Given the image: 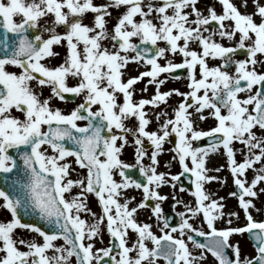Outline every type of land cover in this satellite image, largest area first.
I'll return each mask as SVG.
<instances>
[{
  "label": "snow or ice",
  "instance_id": "1",
  "mask_svg": "<svg viewBox=\"0 0 264 264\" xmlns=\"http://www.w3.org/2000/svg\"><path fill=\"white\" fill-rule=\"evenodd\" d=\"M220 2L221 13L209 7L204 15L196 7L197 0H112L111 5H97L93 0H0V172L6 174L5 183L17 167L10 149L16 150L24 166L23 176L16 181L19 190L15 184L13 191L0 187L3 207L11 214V219L0 222V264H106L105 258L111 264H158L159 257L166 264H201L205 253L215 257L218 264H264V220L254 219L249 211L255 207L251 198L257 196V185L264 182V137L258 138L253 131L254 126L264 130V71L256 69L258 63H264L258 59L264 57V4L252 0L254 11L242 13L232 0ZM247 4L248 0H242V6ZM112 6H123L125 10L109 32L105 17L110 15ZM89 10L95 14L91 27L82 22ZM49 15L53 19L41 25L40 21ZM256 15L259 22L254 18ZM210 22L218 27L209 31L206 26ZM57 26L64 31L57 32ZM216 35L236 42L225 46L214 38ZM105 39L112 42L111 49L104 46ZM64 41L65 60L56 66L43 63L44 58L56 55L53 45ZM158 42H164V46ZM192 43L200 50L192 48ZM237 50H244L245 58L233 59ZM130 51L134 55H129ZM169 52L182 54V62L168 60L161 65L158 58L167 57ZM208 57L219 58L221 63L209 66ZM129 61L143 62L150 69L124 81L121 70ZM8 65L17 66L20 71H9ZM185 68L190 91H159L165 82L158 79L161 73ZM69 76L78 83L69 86ZM145 76L152 78L149 82L156 83L157 91L150 99L134 101L132 86ZM32 81L39 86H50L53 96L62 101L66 100L65 94H74L82 95L83 102L65 114L50 105L51 96L41 100ZM173 92L184 98L174 110V116L164 120L158 130L147 131L145 105L165 101ZM241 92L249 94L241 97ZM118 94L123 95L122 103H118ZM189 99L191 103L187 102ZM93 106L97 107L93 109ZM13 108L23 113V118L14 116ZM189 109L200 119L205 118L202 115L205 110H210L216 125L197 130ZM129 117L138 120L134 130L124 123ZM80 120L87 123L79 125ZM114 129L131 131L136 136V145H142V138L147 137L153 146L151 164L142 162L147 154L143 147L136 150V165L122 161L120 152L124 144L118 145L117 141L126 143L127 137ZM172 134L176 137L173 159L178 158L182 168L175 175L159 172L156 167L162 145ZM202 137H212L215 142L206 147L193 146ZM67 141L71 144L66 146ZM234 141L247 146L248 155L240 162L235 158ZM45 144L50 146L51 155L42 150ZM221 146L237 187L229 195L238 196L246 217L243 226H232L229 220L228 226L218 228L215 221L224 216V205L204 187L218 179L208 175L205 162L207 155ZM69 156L86 169L84 178H70V163L65 160ZM255 162L262 166L249 183L245 173ZM137 166L143 180L126 172ZM115 171L119 172V181L114 179ZM185 174H190L195 198L194 205L185 211L192 216L202 214L208 231L194 227L185 211L178 213L179 223L170 224L161 203H148L165 200L167 197L159 192L160 186L171 184L175 188L173 182H179ZM73 186L80 191L69 199L65 193ZM130 187L142 190L143 196L132 207L129 205L135 198H123V190ZM259 191L264 192V188ZM86 193H94L98 198L102 209L99 216L87 207ZM144 207H151L157 220L163 222L160 235L152 230L151 224L140 223L135 218L138 209ZM21 209L36 211L52 225L51 230L23 223ZM82 212L96 219L89 223ZM234 215L237 214L229 213ZM17 227L39 234L42 242L15 239ZM104 227L111 238L108 246L95 247L94 239L101 236ZM129 230L136 234L131 243ZM244 232L255 241L256 254L241 260L239 246L230 243V236ZM186 233H196L205 238L204 242ZM58 239L63 243L56 244ZM187 241H192L201 251L194 254ZM19 245H25L26 250ZM48 250H52L51 255Z\"/></svg>",
  "mask_w": 264,
  "mask_h": 264
},
{
  "label": "rangeland",
  "instance_id": "2",
  "mask_svg": "<svg viewBox=\"0 0 264 264\" xmlns=\"http://www.w3.org/2000/svg\"><path fill=\"white\" fill-rule=\"evenodd\" d=\"M233 3L237 5L239 10L242 13H252L254 11L255 7H252L251 10L247 11V7L242 6V0H232ZM249 2V0H248ZM94 4L100 5V4H112V0H93ZM259 3L264 4V0H260ZM196 7L201 10V12L204 15L208 14V8L213 7L215 8L216 12L219 14L222 12V4L220 0H197ZM124 7L121 6L119 8L112 6L110 7V15L106 16L105 19L107 20L106 27L111 32L113 25L116 23L118 17L123 13ZM94 13L92 11H88L84 14L83 17V23L88 24L90 27L94 23ZM194 18V17H192ZM257 22H259L260 17L259 15H256L254 17ZM19 19V17H17ZM53 17L51 15L43 18L40 23L41 25H44L46 21H51ZM139 19V17H137ZM211 23V22H210ZM226 24H231V21H226ZM209 31L212 29H215L217 27L207 25ZM57 32H63L64 28L61 26H57L56 28ZM45 36H47V33H43ZM205 35L208 33L205 32ZM238 35L236 37V40H238ZM217 41L223 43L225 46H231L233 45L236 40L229 41L226 37L221 38L219 35H216L214 37ZM135 39V38H134ZM160 46H164V42H158ZM103 44L105 47L112 48V42L110 39H105L103 41ZM80 47L82 48L83 45L81 44ZM191 47L199 51V46L196 43H192ZM53 52L56 53V55L46 57L42 61L45 64H55L58 65L62 63L67 55V43L66 41L53 45ZM123 54V53H122ZM129 55H134L133 52H129ZM245 57H240L234 55L233 59H243ZM258 59L264 60V57H258ZM159 63L161 65H164L168 62V60H171L173 62H182L183 56L180 53L172 54L168 53L167 57L164 58H158ZM208 64L209 66H215L219 65L221 63L219 58H212L208 57ZM150 69V65H146L143 62H137V61H129L127 65L121 70L123 75L122 78L124 81H127L130 77H134L139 75L141 72L147 71ZM257 71H264V63H258L256 65ZM187 70V69H186ZM197 78H199V67L197 66L196 69ZM166 78V79H165ZM158 79H164L165 82L159 86V91H171L173 89H178L180 92H188L190 91V88L188 87L190 81L188 78V72L178 78H172L170 76V73H161ZM151 77H143L140 80H138L132 87L135 89V96L138 99L145 98L150 99L152 96H154L155 92L157 91V85L155 82L150 83ZM255 87L253 88V91H255ZM247 92H241L240 96L244 97L248 95ZM175 95L178 98L179 103L184 99L179 94L173 92L172 95H170L165 101H161L158 104L155 105H145V113L146 118L149 120L148 125L146 126L147 131H156L160 128V125L164 122V120L172 118L174 116V110L176 109L177 100L175 98ZM190 100V99H189ZM188 100V101H189ZM187 101V102H188ZM192 112V120L194 122V126L197 130H208L211 127H214L217 123L216 119L209 114L210 110H205L202 115L205 117L204 119H200L199 115L193 110L190 109ZM222 111H224L222 109ZM157 113H160V117L157 118ZM166 114V115H165ZM135 119V118H133ZM133 126L132 130L136 128ZM253 131L255 132L256 136L258 138L264 137V130H262L259 126H254ZM175 135V134H174ZM172 135H170L167 140L163 143V151H161L158 154V164L156 165L157 171L164 172L166 174H178L182 170L181 165L179 164L178 158L173 159V157L176 156L174 149L175 142L172 143L171 141ZM176 139V138H175ZM123 143L124 146L122 148V151L126 154V156H129L131 161L136 162V150L138 147H143L145 152L147 153L144 157H142V162L144 165L151 164L150 155L153 150V146L146 149L145 144L151 143L147 137L142 138V145H136L135 144V137L132 134L131 138H127V142L125 143L120 142V144ZM195 144V141L193 142V146ZM233 147L235 151V158L238 162L242 161L246 155H248L247 152V146L243 145L240 141H234ZM254 151H258L254 150ZM212 158L211 162H207V159ZM137 163V162H136ZM190 164V161H189ZM191 166V165H190ZM205 166L208 169V175L218 177V179H214L210 182H207L204 187L205 190L212 195L213 199H218L219 203H222L224 205L223 212L224 216L222 218H218L215 221V224L218 228L226 227L228 226L227 222L231 220L232 226H243L246 224V217L244 214L243 209L239 205V201L235 196L229 195V193L234 192L233 189V175L231 173V170L228 166L227 156L225 150L222 148V146L215 152H210L206 157ZM260 162H255L254 165L246 170L245 178L250 183L251 179L254 178V175L257 173V171L261 167ZM216 169H219V171H216ZM69 176L72 179L82 178L81 175L78 173L75 167H71L69 171ZM116 174L114 175V179L117 181L118 178H116ZM167 179H170V176H166ZM175 183V188L172 187L171 184H163L159 188V192L162 195H165L167 198L160 201H155V203L159 202L161 203V207L163 209V213L167 210V203L171 200L177 199L180 201V203H176L175 207L173 208V211H175L178 215L179 212L185 211L186 207L192 206L195 203V198L192 195V192L187 190H181V188ZM260 188H264V182H261L257 185L256 191L257 196L253 199V203L255 205L254 208H250L249 211L251 212L252 216L256 220H264V192L259 191ZM80 189L77 186H73L72 189L65 193L66 197L69 199L72 195H75ZM87 200L86 204L87 207L91 209V212L96 213L97 216H99L102 212L101 206L97 204V201L93 197L91 193H86ZM134 197L135 200L130 203V207L135 206L136 203L140 202L143 198L142 196V190H138L134 187H130L129 189L123 190V198H131ZM220 197H223V200H219ZM122 198V199H123ZM250 198V197H245ZM229 213H236L237 215L229 216ZM82 217L86 219L89 223H91L96 217H93L90 213L82 212ZM185 215L190 217V222L193 223V226L196 228L203 229L204 231H208L207 224L203 220L202 214H197L195 216H192L190 213L185 211ZM179 216V215H178ZM135 218L140 223H149L152 225V230L157 234L160 235V227H163V222L158 221L156 216L152 213L151 210L144 207L141 209H138ZM10 218L9 214L4 210L3 206L0 207V222H6ZM180 222V217H179ZM167 230V229H166ZM246 232L244 233H234L230 236V243L233 245L238 244L239 246V255L241 260H243L245 257L251 258L253 257L256 252L255 248L253 247L252 243L248 241L246 237ZM189 233H186V235ZM178 235V233H177ZM136 234L129 230V243L135 240ZM14 237L17 240L24 239V240H32L35 239L37 242H42V238L39 235L30 233V231L19 229L14 230ZM247 239V240H246ZM110 240V236L106 230V227L102 230L101 236L94 239L95 247H106L108 246V242ZM56 244H62L60 240H57L55 242ZM149 246L151 247V242L147 241ZM189 244V247L193 249L194 254L196 252L201 251L198 248H195L193 243L191 241H187ZM22 250H26L25 245H19ZM48 254H52V250H48ZM117 253H114L116 255ZM73 260V258H71ZM74 262V260H73ZM158 264H166V261L163 259H158ZM201 264H218L217 261L209 254L205 253L201 260Z\"/></svg>",
  "mask_w": 264,
  "mask_h": 264
},
{
  "label": "flooded vegetation",
  "instance_id": "3",
  "mask_svg": "<svg viewBox=\"0 0 264 264\" xmlns=\"http://www.w3.org/2000/svg\"><path fill=\"white\" fill-rule=\"evenodd\" d=\"M242 52V53H238V52ZM236 56H240V57H245V51L244 50H237V52L235 53ZM46 65H49V66H56L55 64H46ZM7 69L9 71H13V72H19L20 69L17 67V66H14V65H8L7 66ZM229 72H234V69L233 68H228L227 69ZM123 80V78H122ZM76 83H78V80L76 78H73L71 76L68 77L67 79V84L69 86H74ZM34 90L36 92H38L40 94V98L41 100L45 99V98H48V97H52V99L50 100V105L53 107V108H60L62 110V112H64L65 114L69 113L73 108H75L79 103H82L83 102V96L80 95V96H77V95H72L71 97H68L66 98V100L62 101L56 97L53 96L52 92H51V89H50V86H39L38 84H36L35 81H32L31 82ZM132 90H133V100L134 101H139V99L137 97H134L135 96V89H133L132 87ZM241 94V93H240ZM239 94V95H240ZM175 98L177 100V105L179 104V101H178V98L177 96L175 95ZM117 100H118V103H122L123 102V95L122 94H118L117 95ZM191 103V100L188 101V103ZM97 106H93V109H95ZM190 111V109H189ZM12 114L14 116H19L21 118H23V113H21L20 111L16 110L15 108L12 109ZM135 118V119H133ZM77 123L79 125H84L87 123V121L85 120H80V121H77ZM125 125L127 126V128L129 129H133L132 127L136 126L138 127V120L136 117H129L128 119H126L124 121ZM43 130H46V126H42ZM106 131V130H105ZM114 132H118L120 135H124L126 136L127 138H131L132 136V132H122L121 130H115L114 129ZM120 142H123L122 140H118L117 141V144L119 145ZM42 150H46L47 154L51 155L52 154V150L50 148V146L48 145H43L42 146ZM130 157L129 156H126V154L124 153V151H122L121 149V152H120V159L128 164H132V165H136V162H133L129 159ZM65 160L67 162L70 163V169L71 167H75L76 170L78 171V173L81 175L82 178H84L86 176V169L84 168H81L79 165H77L75 163V160L73 157L69 156V157H66ZM116 174L117 178L120 180V176H119V172L118 171H115L114 172V175ZM1 205L3 206V200L0 198V207Z\"/></svg>",
  "mask_w": 264,
  "mask_h": 264
},
{
  "label": "water",
  "instance_id": "4",
  "mask_svg": "<svg viewBox=\"0 0 264 264\" xmlns=\"http://www.w3.org/2000/svg\"><path fill=\"white\" fill-rule=\"evenodd\" d=\"M0 35H2V30H0ZM238 53H242V52L239 51ZM184 73H185V69H176V70H173L171 72V74L175 77L183 75ZM66 95H68V94H65V96ZM214 142L215 141L212 137H203L199 141H197V146L205 147V146L209 145L210 143H214ZM68 144H71V141H67L66 146ZM10 153L17 160V167H16L15 171L13 172L12 177L8 178L7 183H5V175L6 174L0 172V187H4L6 190L13 191V184H15V188L17 190H19V188H20L19 183H17L16 181L18 178L23 176V169H19V171L17 172V168H19V165H23V161H22V159H21V161H18V160H20V157L17 155L15 149H10ZM126 172L131 175L132 173H134V170L133 169H127ZM138 172H139V170H138ZM139 174H140V172H139ZM135 178L143 180L140 177V175L136 176ZM178 184L180 186L183 185V187H186L188 189L194 188V186L191 184L190 174H185V175L181 176ZM234 188H235V191H237V187L235 184H234ZM237 198H238V196H237ZM148 203L152 205L151 201H149ZM174 204H175V201L170 202L169 207H172ZM20 216H21L22 222L25 224H36L37 226L42 227L44 230H51V228H52V225H50L48 222L43 220L36 211L29 210V211L25 212L23 209H21ZM166 217L170 218V220H169L170 224L174 225L178 222L177 215L172 211H168L166 213ZM191 235H193L197 241L204 242V239H205L204 237L199 236L196 233H192ZM248 237L252 241L254 246L256 247L255 241L250 238L249 233H248ZM227 251H229L230 254H232V251H230V250H227ZM233 258H235L234 255H233ZM105 262H106V264H111L109 258H105Z\"/></svg>",
  "mask_w": 264,
  "mask_h": 264
},
{
  "label": "bare ground",
  "instance_id": "5",
  "mask_svg": "<svg viewBox=\"0 0 264 264\" xmlns=\"http://www.w3.org/2000/svg\"><path fill=\"white\" fill-rule=\"evenodd\" d=\"M260 1V0H259ZM247 11L248 10H251L252 9V7H255L254 5H253V3H252V0H249V2H248V4H247ZM212 161V158L210 157L209 159H207V162H211Z\"/></svg>",
  "mask_w": 264,
  "mask_h": 264
}]
</instances>
